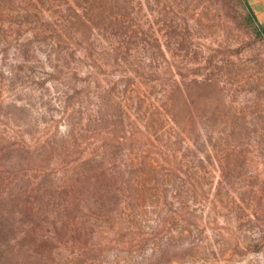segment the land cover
I'll list each match as a JSON object with an SVG mask.
<instances>
[{
    "label": "rangeland",
    "instance_id": "rangeland-1",
    "mask_svg": "<svg viewBox=\"0 0 264 264\" xmlns=\"http://www.w3.org/2000/svg\"><path fill=\"white\" fill-rule=\"evenodd\" d=\"M246 2L0 0L8 264H264V34Z\"/></svg>",
    "mask_w": 264,
    "mask_h": 264
},
{
    "label": "trees",
    "instance_id": "trees-1",
    "mask_svg": "<svg viewBox=\"0 0 264 264\" xmlns=\"http://www.w3.org/2000/svg\"><path fill=\"white\" fill-rule=\"evenodd\" d=\"M245 5L247 6L248 10H249V14H250V18L253 19V20H256L255 18V15L253 14L248 2L245 3ZM258 30L260 33L264 34V28H262L260 25H258ZM81 144H82V148H83V142H79L78 140H76V142L74 143V145L77 147V153L79 152V147H81ZM84 149L86 148H83V152H84ZM83 152L81 151L80 154H78V156L80 157ZM89 165V162L88 161H84L80 164V168L78 169V166L77 167H74L73 168V165H69V166H63L64 167V179H66L68 182H70L72 184V187H77L76 185H80V182L83 178H86L88 176L87 173H89L92 169H91V166H88ZM62 167V168H63ZM80 170V171H79ZM79 171V172H77ZM76 175L78 176V179L75 180L74 178H76ZM75 180V184L73 185L72 181ZM78 180L80 182H78ZM67 181L63 182V183H66ZM3 183H0V239L3 240V234L6 232V228L9 226V221H7V212H8V209H5L4 207L2 208L3 204L6 203V202H9L11 204H14L15 203V199L11 198V195L5 193V189H3V186H2ZM3 189V191H2ZM68 212H66L67 214ZM9 247V245L5 246H0V264H8V256H9V251H7V248ZM15 253V252H14ZM12 252V254H14ZM11 264H14V263H11Z\"/></svg>",
    "mask_w": 264,
    "mask_h": 264
},
{
    "label": "crops",
    "instance_id": "crops-1",
    "mask_svg": "<svg viewBox=\"0 0 264 264\" xmlns=\"http://www.w3.org/2000/svg\"><path fill=\"white\" fill-rule=\"evenodd\" d=\"M248 4L258 23L264 28V0H248Z\"/></svg>",
    "mask_w": 264,
    "mask_h": 264
}]
</instances>
